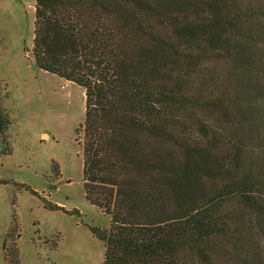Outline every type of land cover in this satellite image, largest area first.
I'll list each match as a JSON object with an SVG mask.
<instances>
[{
    "label": "trees",
    "instance_id": "1",
    "mask_svg": "<svg viewBox=\"0 0 264 264\" xmlns=\"http://www.w3.org/2000/svg\"><path fill=\"white\" fill-rule=\"evenodd\" d=\"M33 24L35 67L84 90L102 264H264V0H35ZM11 125L0 88V155Z\"/></svg>",
    "mask_w": 264,
    "mask_h": 264
},
{
    "label": "rangeland",
    "instance_id": "2",
    "mask_svg": "<svg viewBox=\"0 0 264 264\" xmlns=\"http://www.w3.org/2000/svg\"><path fill=\"white\" fill-rule=\"evenodd\" d=\"M34 11L35 0H0V88L12 120L10 153L0 155V181L9 182L0 183V264H102L104 244L90 228L109 218L85 199L76 134L84 90L33 64Z\"/></svg>",
    "mask_w": 264,
    "mask_h": 264
}]
</instances>
